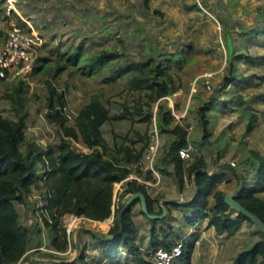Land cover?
<instances>
[{
	"label": "rangeland",
	"instance_id": "obj_1",
	"mask_svg": "<svg viewBox=\"0 0 264 264\" xmlns=\"http://www.w3.org/2000/svg\"><path fill=\"white\" fill-rule=\"evenodd\" d=\"M258 6L264 8V0H0V43L3 42L7 31L16 26L17 20L13 15L15 13L25 22L26 27L23 29H30L41 39L37 58L47 59L42 70L32 73L26 82V137L42 148L58 147L63 139L62 129L46 117L49 82L58 92L65 95L66 110L70 115L68 126L73 125V117L78 111L88 104L93 96L98 95L110 110V116L114 118L110 125L103 127L104 137L109 143L111 131L118 141L125 137L137 140L135 133L148 134L150 141L156 127L155 119L154 124L150 126L137 122L140 117L135 115L133 119H136V122L131 121V116L128 115L127 118H121L123 106L132 107L141 99L139 94L127 90L123 78H117L111 69H106L95 77H88L75 73L71 68L52 79L53 68L57 63V51L81 47L87 57L98 55L104 50L114 51L121 55L114 61V67L146 59L152 53L182 54L187 51L186 62L173 71L179 88L172 96L163 98L161 104L172 110L171 114L175 118L173 125L178 124L187 131L191 144V161L196 156L202 157L211 175L219 173L222 167H225L228 175L218 185L217 190L228 195L235 192L237 182L234 173H242L239 159L249 151L264 155V65L259 66L254 62L258 60L264 63L262 39L241 45V49H246L244 54L253 60H242L237 65L246 80L244 88L238 91L245 101L243 108L246 110L241 112V106L238 107L235 102L232 106L235 110L219 112L213 119L212 136L203 147L199 145L203 131L197 125L193 113L199 104L197 99L204 100L214 95L225 75L228 67L225 43L227 33L233 32L238 49L240 28L262 25L256 21ZM17 84L0 82V107L3 115L11 119H15V112L12 111L8 95ZM156 111L155 106L154 112ZM246 114L256 117L250 132H247L249 120ZM159 137L161 146L157 160L163 153L170 135L159 133ZM216 139L221 140L220 145L228 143L224 146L222 158H219L218 149L214 145ZM72 142L79 150L85 149ZM194 142L199 144L194 145ZM135 147L139 149L141 144L137 143ZM190 162L183 164V170ZM232 163L235 166H232ZM228 166L234 171L228 169ZM142 171L145 175L144 164ZM173 171L171 166L170 174L159 173V184L149 187V191L151 189L150 193L154 194L160 188L158 194L176 198L174 201L180 204L178 209H171L168 217L161 220L141 215L139 204L132 210L138 240L142 243L144 253L149 251L151 229L155 227L157 237L161 238V226L171 227L180 237L192 230L190 237L185 240L186 249L189 244L193 246L190 264H229L239 252L250 250L255 242L260 240L261 236L257 234L256 227L246 223L236 234L227 236L219 235L213 229L208 230L205 224L191 222L192 210L178 200L182 194L186 199L195 197L196 186L185 177L180 185ZM121 190V186H115L116 204L119 202L118 195ZM44 191L33 189L25 203L16 204L22 223L28 227L36 225L34 232L37 228L41 229L44 244L42 248L30 252L29 259H25L21 264H54L63 261L71 263L82 253L89 264H134L132 259L126 256L124 249H121V254L116 260H107L98 242L88 233H108L113 226L114 213L99 224H78V228L70 237V253L53 254L41 216V208L45 203ZM261 195L264 198V192ZM66 219L67 216L63 218L62 224ZM107 221V226H104L102 223ZM36 242L35 239L34 246ZM177 264L184 262L178 261Z\"/></svg>",
	"mask_w": 264,
	"mask_h": 264
},
{
	"label": "trees",
	"instance_id": "obj_2",
	"mask_svg": "<svg viewBox=\"0 0 264 264\" xmlns=\"http://www.w3.org/2000/svg\"><path fill=\"white\" fill-rule=\"evenodd\" d=\"M13 15L17 20L15 27L25 30L23 29L26 27L25 22L15 13ZM256 21L262 25L240 28L238 49L233 32L227 33L225 43L228 67L215 94L204 100L197 99L199 104L193 114L197 125L203 131V136L200 144L194 142V145L199 144L202 147L207 145L212 136L213 119L219 112L235 110L232 107L235 102L238 107L241 106V112L246 110L243 108L245 101L242 95L238 94L240 88H244L246 80L243 79L237 65L242 60L253 62L250 56L244 54L246 49H241V45L252 40L262 39L264 42L263 7L256 8ZM25 31L29 32L30 29ZM57 52V63L53 68L52 79L71 68L75 73L88 77H95L104 70L111 69L117 78L125 80L128 91L139 94L141 99L137 100L135 105L123 106L121 118H127L128 115L131 116L129 118L131 121L136 122L137 120L133 119L135 115L140 117L137 122L150 126L154 124L155 119L157 131L170 135L154 168L158 173L170 174L169 169L172 166L180 185L184 177L194 182L196 195L184 203L192 210L191 222H206L207 228H213L219 235L227 236L236 234L245 223L255 226L247 217L230 209L225 203L227 193L217 190L218 185L228 175L225 167H222L219 173L211 175L205 160L196 156L190 160L191 162L187 161L190 164L183 170V164L187 162L180 159L178 151L191 148L188 133L180 125H173L175 118L171 114L172 110L161 104V100L172 96L178 90L179 85L176 84L173 71L186 62L187 51L182 54L152 53L146 59L128 62L122 67H114V61L121 56L114 51L104 50L91 57H87L81 47ZM46 60L37 58L35 62L37 66L34 67L33 73H39ZM254 62L259 66L264 65L258 60ZM14 82L18 84L8 95V99L12 111L15 112V119L5 117L0 107V264H21L25 259H29L30 252L44 245L41 229L37 228L34 232L36 225L25 226L16 208V204L25 203L33 189L45 190L41 216L53 251L63 253L67 247L68 240L62 224L65 216H82L103 222L114 213L113 226L108 233L88 232L98 242L107 260H116L121 254V249H124L126 256L131 258L134 264H154L152 258L158 249H167L177 242H182V256L174 264L178 261L190 264L192 244L186 249V238L175 234L171 227H159L161 238L157 237L155 227L152 228L149 251L144 253L132 217V210L140 205V201L136 200L126 209L128 197L141 192L146 196L149 214L163 213L161 207L155 209L159 198H152L149 187L135 179L155 181L150 171H146L145 175L142 171L143 155L151 141L148 134L135 133L137 140L125 137L118 141L117 136L111 131L109 143L104 137L103 127L110 125L114 118L110 116V110L98 95L93 96L89 103L78 111L73 117V125L68 126L65 95L48 82L46 117L48 121L56 123L62 129L63 139L58 147L42 148L41 145L28 140L25 134L28 117L27 83L21 80ZM245 116L249 120L247 132H250L256 117L250 114ZM72 141L89 149L90 152L79 150ZM220 141L216 139L214 145L218 149L219 158H222L224 146L228 143L220 145ZM137 143L141 144L139 149L135 147ZM239 165L242 173L239 175L234 173L237 182V188L234 190L235 200L264 223V198L261 195L264 192V155L257 151H249L239 159ZM228 169L234 171L231 166H228ZM131 176L135 178L129 179ZM117 184H121L122 189L118 195V204L115 200ZM163 206L167 208L169 214L171 209H178L180 204L167 201ZM139 213L145 215L141 209ZM256 229L257 234L261 236L260 240L255 242L250 250L239 252L229 264H264V235L258 227ZM35 239L37 242L34 246ZM54 264L89 263L82 253L74 262L63 261Z\"/></svg>",
	"mask_w": 264,
	"mask_h": 264
},
{
	"label": "built area",
	"instance_id": "obj_3",
	"mask_svg": "<svg viewBox=\"0 0 264 264\" xmlns=\"http://www.w3.org/2000/svg\"><path fill=\"white\" fill-rule=\"evenodd\" d=\"M41 46V39L37 34H33L31 31L13 27L7 31L3 42L0 43V80L4 82H14L21 80L27 82L29 77L34 72L35 62L38 56V50ZM68 119L70 115L68 111L65 112ZM160 137L155 127L151 134V141L143 155V164L146 165V171H150L155 181L142 180L135 177L139 183L146 185L147 187L158 185L160 182V175L155 170L154 166L158 158L160 151ZM84 152L89 153V149H83ZM179 157L183 161H190L191 154L190 149H180L178 151ZM232 166H235L232 163ZM117 187L121 184H117ZM114 210V207H113ZM99 224L100 222L90 220L82 216L68 215L63 228L65 229L67 236V247L63 253L57 251H51L53 254L65 255L69 254L72 249L71 235L78 228V224L81 223ZM183 253V243L177 242L173 246L165 249H158L153 256L154 264H174Z\"/></svg>",
	"mask_w": 264,
	"mask_h": 264
},
{
	"label": "water",
	"instance_id": "obj_4",
	"mask_svg": "<svg viewBox=\"0 0 264 264\" xmlns=\"http://www.w3.org/2000/svg\"><path fill=\"white\" fill-rule=\"evenodd\" d=\"M230 43V42H229ZM232 51V48L230 49V52ZM236 193L232 192L229 195L227 194L225 196V203L227 206H229L230 209L237 212V214H242L243 216L247 217L258 229L262 232L264 235V223L262 220H260L257 216H255L253 213L248 211L246 208H244L240 203H238L235 200ZM136 200L140 201V208L141 211L149 218L153 220L157 219H164L168 215V210L165 206H162L163 213L161 215H151L148 212L147 203H146V196L139 192L132 194L128 197L127 203H126V209H128L131 204H133Z\"/></svg>",
	"mask_w": 264,
	"mask_h": 264
},
{
	"label": "crops",
	"instance_id": "obj_5",
	"mask_svg": "<svg viewBox=\"0 0 264 264\" xmlns=\"http://www.w3.org/2000/svg\"><path fill=\"white\" fill-rule=\"evenodd\" d=\"M195 187V186H194ZM161 189L160 188H158L157 189V191L154 193V194H151L150 193V195H151V197L152 198H159V201H158V204H155V209H157V207L159 206V207H162L163 206V203L164 202H167V201H174L176 198H171V197H167V196H165V197H163V195L161 194V193H159L158 194V192L160 191ZM150 191H151V189H150ZM149 191V192H150ZM193 197V196H192ZM192 197H190L189 199L187 198L186 199V197L182 194L181 195V199H179L178 201H179V203H186V202H189L191 199H192ZM175 202V201H174ZM141 209V208H140ZM200 223H202V224H205L204 226H205V228H207V223L206 222H200ZM199 223V224H200ZM244 225V224H243ZM209 229H213V228H208V230ZM192 233V230H189V232L187 233H185V235L183 236L184 238H188V236L190 237V234ZM223 235H225V234H223Z\"/></svg>",
	"mask_w": 264,
	"mask_h": 264
},
{
	"label": "bare ground",
	"instance_id": "obj_6",
	"mask_svg": "<svg viewBox=\"0 0 264 264\" xmlns=\"http://www.w3.org/2000/svg\"><path fill=\"white\" fill-rule=\"evenodd\" d=\"M104 226H107V224H108V221L107 222H104V223H102ZM111 224V223H110Z\"/></svg>",
	"mask_w": 264,
	"mask_h": 264
}]
</instances>
